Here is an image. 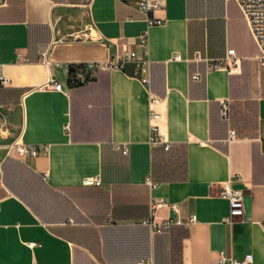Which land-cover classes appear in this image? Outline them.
<instances>
[{
  "label": "crops",
  "instance_id": "obj_1",
  "mask_svg": "<svg viewBox=\"0 0 264 264\" xmlns=\"http://www.w3.org/2000/svg\"><path fill=\"white\" fill-rule=\"evenodd\" d=\"M136 1L0 5V264H230L222 256L248 253L264 264V67L245 15L236 0H159L163 21L151 25ZM144 32L148 85L134 62L69 84L70 63L139 50ZM229 48L235 66L209 67ZM50 77L63 90L45 88ZM153 124L169 148L152 143ZM17 135L48 151L6 156ZM224 182L244 193L230 222ZM152 197L195 219L153 233L141 223Z\"/></svg>",
  "mask_w": 264,
  "mask_h": 264
},
{
  "label": "built area",
  "instance_id": "obj_2",
  "mask_svg": "<svg viewBox=\"0 0 264 264\" xmlns=\"http://www.w3.org/2000/svg\"><path fill=\"white\" fill-rule=\"evenodd\" d=\"M93 0H84V5L90 6ZM248 22L250 30L255 38V41L259 47V53L256 56V60L260 67H264V0H236ZM6 0H0V5H5ZM161 3L159 0H137L136 7L140 11H143L147 15V21L149 24H160L162 23V18L155 16L154 13L161 8ZM139 50L135 48H130L124 46L120 51L113 54L106 61L99 63H88L86 64V69L91 70L90 73L81 71L77 74L76 78L79 81L85 82L89 79L95 77V69H108V68H120L124 69L128 62H134L136 64V71L134 75L140 79V81L148 85L150 83V73H149V40L148 33L144 32L139 38ZM49 49L42 52V58L45 63L49 64ZM175 59H181L180 54H175ZM196 58L200 59V53H196ZM18 59H23L21 55H18ZM238 58L236 56L235 49L229 48L226 55L219 59L211 62L209 67H220L229 66L233 67L237 64ZM200 73H194L193 78H200ZM69 81V80H68ZM8 83V78L0 77V86L6 85ZM45 88H51L54 90H63V83L54 78L50 77L49 80L44 85ZM161 101L160 97L155 95L151 98V103H158ZM221 113L224 117L229 118L230 115V102L229 100H223ZM159 114L151 109L150 117L155 119ZM7 135H11L7 133ZM237 138V133L235 129H231L229 133L228 140L232 141ZM261 139L264 143V128L261 131ZM152 143L153 144H163L165 148H169V144L165 143L160 135L157 134V127L155 124L152 125ZM6 156L12 157H28L37 156L40 153L47 152L49 146L47 144L37 145L34 143H26L22 141L21 135L14 136L9 142L5 143ZM114 147L121 150L123 153L127 154L129 152L128 145L115 143ZM2 163L3 159L0 158V183L2 182ZM99 181V179H96ZM220 195L229 199L230 201V215L227 217V221H231L232 214L237 212L241 206V200L244 196L243 191L240 189L233 188L229 182L222 183V189ZM169 207L173 210L174 214L167 217H160L159 211L162 208ZM195 219V215L189 219H184L179 213V207L175 203H171L163 197H152L149 202V215L141 220V223L149 226L153 233L168 231L175 224H189ZM223 261H228L230 264H253L254 257L252 253H248L244 258L237 259L233 256H222Z\"/></svg>",
  "mask_w": 264,
  "mask_h": 264
},
{
  "label": "trees",
  "instance_id": "obj_3",
  "mask_svg": "<svg viewBox=\"0 0 264 264\" xmlns=\"http://www.w3.org/2000/svg\"><path fill=\"white\" fill-rule=\"evenodd\" d=\"M81 71H84V72H87V73L91 72V70H87L86 69V64H73V63H70L68 65V80H69V84L71 86L83 83L82 81H79L76 78L77 74L80 73Z\"/></svg>",
  "mask_w": 264,
  "mask_h": 264
}]
</instances>
